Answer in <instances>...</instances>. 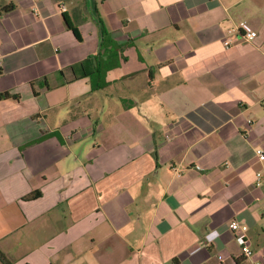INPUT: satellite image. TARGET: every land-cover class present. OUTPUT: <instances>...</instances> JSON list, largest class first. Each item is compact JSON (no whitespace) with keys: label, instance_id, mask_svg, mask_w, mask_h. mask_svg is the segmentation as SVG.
I'll return each mask as SVG.
<instances>
[{"label":"crops","instance_id":"crops-1","mask_svg":"<svg viewBox=\"0 0 264 264\" xmlns=\"http://www.w3.org/2000/svg\"><path fill=\"white\" fill-rule=\"evenodd\" d=\"M5 5L9 264L264 263V0Z\"/></svg>","mask_w":264,"mask_h":264},{"label":"built area","instance_id":"built-area-1","mask_svg":"<svg viewBox=\"0 0 264 264\" xmlns=\"http://www.w3.org/2000/svg\"><path fill=\"white\" fill-rule=\"evenodd\" d=\"M238 30L241 31V36L246 41L252 40L256 36V32L250 29L247 26L246 22L239 23ZM229 43H230L229 40L227 39L224 40V44H229ZM255 153L258 156V160L264 161V151L261 147H257L255 149ZM261 177L262 174L260 172H257L256 173L257 184H259ZM229 228L238 234V239L240 240L241 243V253L243 254V256L251 259L250 264H264L263 262L253 258V251L250 248V245L247 239L245 238V234H244L247 230V225L240 224L238 221H231L229 223Z\"/></svg>","mask_w":264,"mask_h":264},{"label":"trees","instance_id":"trees-1","mask_svg":"<svg viewBox=\"0 0 264 264\" xmlns=\"http://www.w3.org/2000/svg\"><path fill=\"white\" fill-rule=\"evenodd\" d=\"M11 8H12V5H5L2 8H0V10L8 11ZM67 27L73 32V34L76 37H78V32H77L76 28L73 25H71L68 21H67ZM8 96H10V95L7 92L0 93V98H5V97H8ZM38 195H39V192L38 191H34V192L26 195L25 198L32 199V198L37 197ZM0 261L3 264H9V261L6 259L5 255L2 253V251H0Z\"/></svg>","mask_w":264,"mask_h":264}]
</instances>
